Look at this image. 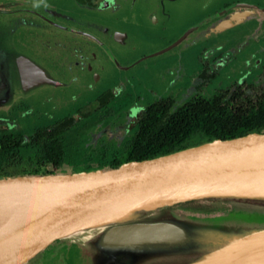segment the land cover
Returning a JSON list of instances; mask_svg holds the SVG:
<instances>
[{
  "label": "flooded vegetation",
  "instance_id": "1",
  "mask_svg": "<svg viewBox=\"0 0 264 264\" xmlns=\"http://www.w3.org/2000/svg\"><path fill=\"white\" fill-rule=\"evenodd\" d=\"M7 11L0 27L13 29L14 57L49 66L56 74L45 79L56 84L45 83L52 90L40 97L29 93L41 84L26 95L17 85L20 100L0 121L27 114L33 130L71 123L75 143L112 147L109 159L132 143L151 109L219 91L254 102L264 95V0H15Z\"/></svg>",
  "mask_w": 264,
  "mask_h": 264
},
{
  "label": "water",
  "instance_id": "2",
  "mask_svg": "<svg viewBox=\"0 0 264 264\" xmlns=\"http://www.w3.org/2000/svg\"><path fill=\"white\" fill-rule=\"evenodd\" d=\"M12 35L11 25L0 27V111L16 100L13 86L26 95L56 84L44 72V80L23 84L19 59L27 58L14 57ZM203 198L264 206V132L117 167L0 177V264H30L57 242L94 230L91 243L79 244V264H264V227L238 234L161 214L130 224L149 209Z\"/></svg>",
  "mask_w": 264,
  "mask_h": 264
},
{
  "label": "trees",
  "instance_id": "3",
  "mask_svg": "<svg viewBox=\"0 0 264 264\" xmlns=\"http://www.w3.org/2000/svg\"><path fill=\"white\" fill-rule=\"evenodd\" d=\"M68 125L71 123L62 125L56 120L29 133L20 128L0 129V177L10 174L13 166L24 161L37 165L34 173H54L68 163H82L83 170H93L117 167L127 161L149 159L189 147L187 141L193 136L198 137L197 144H200L252 131L264 132V95L254 102L239 97L236 92L226 97V93L219 91L211 96H192L177 108L164 109L162 113L151 109L142 117L132 143L116 159H109L112 147L86 150L80 144H73L80 135L77 131L74 132L77 137L74 133L71 135ZM78 253L79 244L69 245L67 264L78 263Z\"/></svg>",
  "mask_w": 264,
  "mask_h": 264
},
{
  "label": "rangeland",
  "instance_id": "4",
  "mask_svg": "<svg viewBox=\"0 0 264 264\" xmlns=\"http://www.w3.org/2000/svg\"><path fill=\"white\" fill-rule=\"evenodd\" d=\"M49 12V10L44 9ZM228 16V15H226ZM143 49H147L145 45H142ZM10 54V53H9ZM11 56L9 55L7 61L12 63ZM43 70L47 75L55 77L56 74L49 66H42ZM220 68L217 67V70ZM221 72V71H220ZM219 72V74H221ZM161 71L156 70L151 75V79L156 84L159 81V75ZM223 75V72H222ZM219 76L211 82L210 91L218 88L221 85L223 77ZM11 78H14V74L11 73ZM60 83L63 84L60 80ZM64 85V84H63ZM56 85H53L55 87ZM58 88V87H56ZM64 88V86H63ZM42 89V90H41ZM52 87L50 85L41 84L30 91V95L34 97H40L44 95V92H51ZM209 90V89H208ZM13 94L18 96L20 92L13 86ZM62 95V91H56L53 95ZM81 115L77 113L74 115V119L79 118ZM52 118V117H51ZM50 117L45 116L42 123H46L51 120ZM37 125L30 119L27 114L18 116V121L8 119L6 122L0 121V129L4 128H21L24 133H29L33 130L34 126ZM76 129V128H75ZM72 129L70 134L72 135L75 131ZM74 136V135H73ZM83 137V135H82ZM77 140L72 141L75 144ZM198 137L193 136L187 141V145H197ZM37 166L34 163L24 161L23 163L13 166L8 175L18 174H32L36 170ZM52 168V167H51ZM53 169V168H52ZM83 170V164L76 165L75 163H68L62 165L61 168L56 169L55 173H72ZM2 172V171H1ZM162 217H172L175 219L191 220L192 225L195 223L202 226H216L224 229H230L238 234L249 233L254 230L264 227V206L254 204L245 199L237 200L232 198H203L194 199L186 202L176 203L167 207H164L161 212ZM97 231H90L83 234L76 235L77 237H71L62 241L57 242L51 246L45 253L39 256L30 264H67V248L70 245H76L84 243L87 245L91 243L92 239L96 235ZM78 264L77 262H72Z\"/></svg>",
  "mask_w": 264,
  "mask_h": 264
},
{
  "label": "bare ground",
  "instance_id": "5",
  "mask_svg": "<svg viewBox=\"0 0 264 264\" xmlns=\"http://www.w3.org/2000/svg\"><path fill=\"white\" fill-rule=\"evenodd\" d=\"M19 65H20V69L22 73V80H23L24 85L32 83V82L44 80L45 75H43V70H41L40 68H37L29 60L25 58H21L19 59ZM160 214H161V208L155 207V208L147 210L145 213H143V215L133 220L132 223L130 224L147 223L159 217ZM74 237H77V236H74Z\"/></svg>",
  "mask_w": 264,
  "mask_h": 264
}]
</instances>
